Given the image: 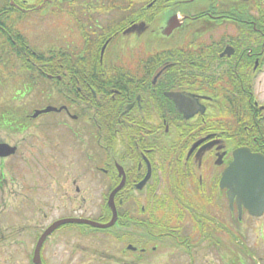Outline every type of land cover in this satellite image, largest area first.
<instances>
[{"label": "flooded vegetation", "instance_id": "obj_1", "mask_svg": "<svg viewBox=\"0 0 264 264\" xmlns=\"http://www.w3.org/2000/svg\"><path fill=\"white\" fill-rule=\"evenodd\" d=\"M263 74L264 0H0V93L44 98L0 110V264H82L67 241L104 231L96 264H229L263 217L220 185L264 143ZM121 182L112 226L56 225L36 255L58 221L107 223Z\"/></svg>", "mask_w": 264, "mask_h": 264}, {"label": "rangeland", "instance_id": "obj_2", "mask_svg": "<svg viewBox=\"0 0 264 264\" xmlns=\"http://www.w3.org/2000/svg\"><path fill=\"white\" fill-rule=\"evenodd\" d=\"M61 22L60 18H52V25L51 31H52V40L57 38L56 36H59V25ZM55 26V27H54ZM147 40V38H146ZM149 40V39H148ZM14 84L16 81H13ZM12 83V82H11ZM259 83V90H260V97L261 101H264V74L261 77V80ZM7 82L4 84V89L7 86ZM12 86L9 83L10 87ZM43 99L42 96L34 95H26L23 100L19 102V99L13 95V92L7 93L6 91L4 93H0V110H3L2 108L5 106H16L18 104H25L24 107L26 109L34 108H40L43 107ZM70 121V120H68ZM70 142V139L68 140ZM68 159H73V162L75 164V160H79L80 157H78L74 152L68 151ZM74 164L72 168L74 167ZM77 167L81 168L80 163H77ZM12 167H8V165L5 166V171L9 173L10 180L13 179L15 174H10V172L7 169H11ZM82 168H84L82 164ZM7 183V182H6ZM34 181L31 180L30 184H33ZM17 182H15V185ZM8 187H12L13 184L8 183L5 184ZM14 197V196H13ZM13 197H10L11 200ZM86 216L90 215L93 218H96L98 215L102 214L103 209H90V208H84L83 209ZM36 224V228L39 226H43L47 220L45 221V218L42 217V215L37 216L34 221ZM84 229H87L83 227ZM69 233L71 231H68ZM132 232H142L140 229H133ZM243 232L244 237L243 239L235 245V243H232L229 245V248L234 249L236 253H229V264H264V215L262 219L256 220V221H245L243 226ZM107 231H104V234L97 232L96 234L89 233L88 235L84 234L82 238L78 239H71L67 241V245L69 248H71L73 244H80L81 252L80 255L82 257L80 258V261H82V264H87L88 261L94 260L95 264L97 263L96 258H94V255L100 254L103 251H107L109 249V241L107 240ZM78 259V257H77ZM17 264H25L26 259L21 254H18L16 257ZM78 261L75 262V258L73 259L72 264H77ZM79 264V262H78Z\"/></svg>", "mask_w": 264, "mask_h": 264}, {"label": "water", "instance_id": "obj_3", "mask_svg": "<svg viewBox=\"0 0 264 264\" xmlns=\"http://www.w3.org/2000/svg\"><path fill=\"white\" fill-rule=\"evenodd\" d=\"M52 109L53 108L51 107H46L42 110L35 111L33 116H37L39 113H46ZM3 148H5V145H0V152L2 151L6 154V152L3 151ZM11 152L12 149L8 151V153ZM239 154H244L249 159L245 164L243 170L237 172V170L234 168V164ZM121 185L122 182L110 194L109 206L111 209L112 216L107 223L101 224L84 218H71L58 221L54 223L51 227H49L47 230H45L39 238L36 244V255L44 238L56 225L68 222H76L88 224L95 228H108L112 226L116 220V211L113 207L112 197ZM220 185H227V187L229 188L228 194L230 201H232L233 195L237 194V202L242 203L247 208L250 215L255 217L261 216L264 212V155L257 152H251L250 149L247 147H239L234 149L233 161L222 174ZM232 185H235V187L232 188Z\"/></svg>", "mask_w": 264, "mask_h": 264}, {"label": "snow or ice", "instance_id": "obj_4", "mask_svg": "<svg viewBox=\"0 0 264 264\" xmlns=\"http://www.w3.org/2000/svg\"><path fill=\"white\" fill-rule=\"evenodd\" d=\"M248 157L245 156L244 154H239L236 158V162L234 164V168L237 170V172H240L243 170L245 164L248 161Z\"/></svg>", "mask_w": 264, "mask_h": 264}, {"label": "trees", "instance_id": "obj_5", "mask_svg": "<svg viewBox=\"0 0 264 264\" xmlns=\"http://www.w3.org/2000/svg\"><path fill=\"white\" fill-rule=\"evenodd\" d=\"M150 1V0H149ZM144 2V1H143ZM132 18L134 19V16H132ZM143 19H144V15H143ZM77 66H79V64H75V63H70L69 62V67L73 68L74 71L77 68ZM258 146L260 147L259 151L264 153V143L263 144H258Z\"/></svg>", "mask_w": 264, "mask_h": 264}]
</instances>
